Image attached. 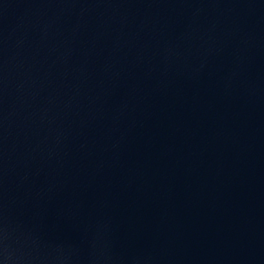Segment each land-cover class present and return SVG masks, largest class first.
Here are the masks:
<instances>
[{
  "label": "water",
  "instance_id": "water-1",
  "mask_svg": "<svg viewBox=\"0 0 264 264\" xmlns=\"http://www.w3.org/2000/svg\"><path fill=\"white\" fill-rule=\"evenodd\" d=\"M118 0H0V166L42 116Z\"/></svg>",
  "mask_w": 264,
  "mask_h": 264
}]
</instances>
